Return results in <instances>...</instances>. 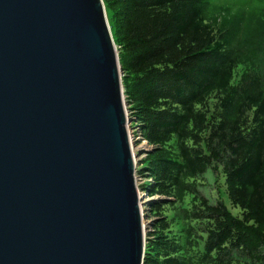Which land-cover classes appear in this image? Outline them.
Returning a JSON list of instances; mask_svg holds the SVG:
<instances>
[{"label":"water","instance_id":"water-1","mask_svg":"<svg viewBox=\"0 0 264 264\" xmlns=\"http://www.w3.org/2000/svg\"><path fill=\"white\" fill-rule=\"evenodd\" d=\"M123 76L103 0H0V264H144Z\"/></svg>","mask_w":264,"mask_h":264},{"label":"trees","instance_id":"trees-1","mask_svg":"<svg viewBox=\"0 0 264 264\" xmlns=\"http://www.w3.org/2000/svg\"><path fill=\"white\" fill-rule=\"evenodd\" d=\"M103 3L152 146L140 191L172 200L150 204L144 264H264V0ZM219 168L241 218L198 190Z\"/></svg>","mask_w":264,"mask_h":264},{"label":"rangeland","instance_id":"rangeland-1","mask_svg":"<svg viewBox=\"0 0 264 264\" xmlns=\"http://www.w3.org/2000/svg\"><path fill=\"white\" fill-rule=\"evenodd\" d=\"M125 89V88H124ZM134 126L130 127V132L132 136V141L133 143H136L140 138L139 134V129L135 126V124L132 122ZM148 146V144H146ZM149 150H152V146L148 148ZM148 154H144L142 157L139 159V166L138 169L141 168L143 169L144 167V160H146ZM137 169V170H138ZM139 187L147 184V182H152V179H147V178H140L139 180ZM196 184L198 185V190L200 193L209 199L210 201L213 202H222L227 209L231 212V214L234 217L241 218L242 217V212L239 208H236L232 206L231 202L228 199V193H227V187H226V182H225V176L222 172V169H217V170H212L209 169L208 172L205 174L204 178L199 179L196 181ZM141 196H142V202L145 204V209L147 210L145 213V222L147 224V227H151L154 222L158 220L160 217L154 216L150 211L149 207L152 202H160V203H169L172 202V200L168 199L166 196H157L155 195L154 197H149L150 195L146 193V191H141ZM192 195H188L186 198V201L188 202L189 200L192 199ZM178 223L181 225L180 220H178ZM151 230V229H150ZM149 231V228H148ZM147 231V234H148Z\"/></svg>","mask_w":264,"mask_h":264},{"label":"built area","instance_id":"built-area-1","mask_svg":"<svg viewBox=\"0 0 264 264\" xmlns=\"http://www.w3.org/2000/svg\"><path fill=\"white\" fill-rule=\"evenodd\" d=\"M140 180V178H138V181ZM140 182V181H139Z\"/></svg>","mask_w":264,"mask_h":264}]
</instances>
